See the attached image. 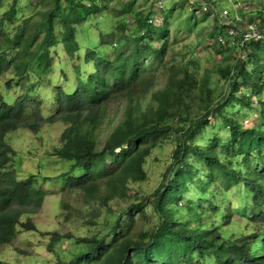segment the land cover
Segmentation results:
<instances>
[{"label":"trees","instance_id":"trees-1","mask_svg":"<svg viewBox=\"0 0 264 264\" xmlns=\"http://www.w3.org/2000/svg\"><path fill=\"white\" fill-rule=\"evenodd\" d=\"M18 1L9 0L0 18V79L4 83H0V245L12 243L17 225L26 232L36 231L31 221L22 223L19 218L34 215L47 195L32 179L17 180L12 170L17 152L7 140L20 128L40 131L39 118L28 113L30 106L42 107L34 97L36 85L52 88L48 94L53 99L47 103L54 108L50 122L71 124L53 152L67 164L59 176L63 192L88 191L98 195L106 208L99 215L95 209L88 213L100 229L90 238L78 237L73 249L60 247L74 238L70 233H52L49 253L54 254L57 245L64 253L55 264H157V259L163 264H178V260L186 264H264V0H241L247 1L248 10L241 8L240 0H231L232 9L228 0H178L194 2L178 11V17L186 19L178 18V25H172L168 9L166 22L158 27L149 23L153 6L140 8L137 0L125 1L122 10H115V5L111 20L104 13L108 3L121 0H40L36 11L18 9ZM222 3L228 9H220ZM195 10L211 13L199 18ZM31 12L34 17H24ZM224 20L229 21L225 24ZM130 21L133 30L125 34ZM213 21L216 25L208 36L214 41L208 47L224 55L225 61L216 66L215 83L210 77L215 72L208 69L201 75L193 66L195 61L177 65L176 55L168 54L174 49L169 44L170 26H175L178 36L181 28L190 31L200 22ZM5 24L14 26L13 33L3 28ZM247 24L260 25L262 38L239 42L227 37L229 28L240 34ZM91 27L100 32L101 45L90 35ZM198 32L203 35L201 45L207 37L202 30ZM78 34L87 38L86 44H80ZM59 47L70 58L83 52L84 71L76 64L69 74L57 63L56 73L50 50ZM162 69L171 73L160 87ZM36 71L38 77L32 81ZM7 74L11 77L6 80ZM52 76L61 77L64 86ZM42 78L47 81L39 82ZM123 90L151 99L145 108L140 101L129 105L100 143L102 127L108 122L107 111L99 110L100 106ZM247 117H256L258 123L243 126L241 118ZM221 133L229 136L219 137ZM167 140L175 147L164 177L151 191L153 198L132 205L130 191L148 180V158ZM102 185L106 195L100 198ZM191 191H196L190 196H197V201L173 212V202L181 204ZM122 202L128 204L125 209H120ZM135 213L147 221L149 229L137 233L125 227L127 219L134 221ZM231 213H238L235 223L244 225L240 234L230 227ZM179 246L186 254L179 253Z\"/></svg>","mask_w":264,"mask_h":264},{"label":"rangeland","instance_id":"rangeland-1","mask_svg":"<svg viewBox=\"0 0 264 264\" xmlns=\"http://www.w3.org/2000/svg\"><path fill=\"white\" fill-rule=\"evenodd\" d=\"M129 0H121L116 3H108V12H104L106 18L111 20L112 17H115L111 14V10L115 6V10H122L123 3ZM143 0H137V5L140 8L147 9L149 7L154 6V12L156 17H160L162 21L165 23L166 20V11L169 9L171 14H169V22L172 25H178V18H184L185 16L178 17V11L182 9V7L190 8L193 6L194 2H186L180 3L178 0H160L162 1V6L153 5V2L148 4L147 2H142ZM230 4H227L229 7L235 8V4L231 3V0H228ZM3 9L7 10L9 6V0H4L2 2ZM152 5V6H151ZM241 8L244 10H248L249 6L247 1L239 2ZM158 6V7H155ZM41 7L40 0H19L18 1V9H31L33 11L39 10ZM161 7L164 9L161 10ZM194 9H199V6L195 5ZM227 8L226 4H221L220 9ZM228 9V8H227ZM230 9V10H231ZM34 12L27 13L33 14ZM195 15L199 18L203 15H208L211 13L209 10L205 11H194ZM214 15L216 13L214 12ZM213 14L209 15V18L214 17ZM235 16V14H233ZM231 15V17H234ZM186 19V18H184ZM229 20H224L225 24ZM161 25V24H156ZM215 22H211L208 24L207 22H200L197 27H194L192 30L187 32H181L182 34L175 37L174 29L175 26L169 27V44L174 46L173 51L169 50L168 54L174 53L176 56L177 65L186 64L189 61H195L193 65L194 68L201 74L204 75L208 72V69L215 72L214 74H210V77L213 78V82L217 78L216 66L221 62H224V55L218 56L214 51V48H209V41H214V38L208 36L211 30L215 28ZM258 25V24H257ZM235 26V25H233ZM110 25H107V28H110ZM258 27L262 28L260 25ZM6 31L13 33L14 26L5 24L3 27ZM241 28V27H240ZM183 29V28H181ZM199 30H202L204 35H206L207 41H204L201 45H199L201 41L202 34H199ZM263 30V29H262ZM90 35L93 37L94 42L101 45L102 42L98 39L100 35L99 31L92 30ZM201 35V36H200ZM77 39L79 41L85 40L83 35L78 34ZM82 44V43H80ZM213 44V43H212ZM59 45L62 46L63 43L59 42ZM160 46V45H158ZM197 51V54L194 56L193 52ZM50 55L54 58V66L59 62L60 67L67 71L69 74L74 73V66L76 64L80 65L82 71H84L85 67H83L84 58L83 52L80 54H75L73 58L68 57L67 52L63 50V48H52L50 50ZM79 55V58H77ZM185 55V59L183 57ZM89 69V66L86 67ZM163 74V78L159 80L161 83L160 87L164 85L166 75H169L171 72L166 69L161 70ZM160 72V71H158ZM39 71H36L35 75L32 76V81H35L38 77ZM11 77V74L6 75V80ZM54 81H57L59 85L64 86L63 80L61 77L52 76ZM45 78L39 80V82H46ZM70 81H74V77L70 76ZM1 85H3V80L0 79ZM26 88V87H25ZM159 88V87H157ZM156 88V90H157ZM18 89H24V87H19ZM51 87H47L45 89L35 87L33 88L34 97L36 99H40V103L42 107L40 110L35 109V107H28V113L31 117H38L40 120V131L37 134H34L31 130L28 129H18L8 135V142L17 152V156L15 157V161L13 164L12 170L14 168L18 172L19 176L22 178L33 176L31 178L40 189L50 190L49 194L44 199L42 203V207L39 211H37L36 215H30L28 218L22 219L23 222L31 221L36 226V231H24L21 227L17 232L15 239L10 245L0 246V261L3 264H55L57 258H64V253L61 252L62 249L70 250L73 249V241L78 237L90 238L95 235L98 231L99 225L94 226L91 220L87 217L88 213L96 210L97 215L106 212V208H103L102 203L95 201L99 198L98 195L96 197L93 194H90L88 191H67L63 192L62 181H60L59 176L66 171L64 167L67 165L65 162L56 158L53 154L54 149L61 146L60 138L61 134L66 128V124L62 123V120H57L55 122H50V116L52 111L54 110L53 106H47V103H51L53 99L52 96L48 94L51 91ZM149 96L145 99L141 100V104L145 107L146 102L149 100ZM127 103V99L122 97L115 101H112L107 106V114L108 118L112 120L111 124L107 123L104 125L106 127L102 133L103 139L111 132V127L115 125L122 118V112ZM34 105V102L32 103ZM46 113H49L46 114ZM213 122V119H209ZM243 120V126H252L258 123V119L255 117H247L241 118ZM220 137L229 136L225 134H219ZM202 138L205 136L201 135ZM175 147V143L172 141H165L161 145L157 146L155 150L152 152V155L148 158V163L146 165L148 180L146 182H139L136 186L130 191L134 197L132 198V205H140L143 204L144 199L153 198L151 191H153L159 184L160 180L164 177V172L166 167L171 163L170 157L172 151ZM261 163V162H260ZM102 187V186H101ZM196 191H191L188 196L183 198V201L180 203L173 202V212H177L179 210L178 207L186 205L187 202L191 201L192 203L196 202L198 197H191L190 195L195 194ZM90 194V195H89ZM106 191L104 187L100 189L99 196L100 198L105 197ZM176 201V198H175ZM63 205L69 206V218L66 219L65 216L67 211L63 210ZM128 204L121 203L120 209H125ZM131 205V206H132ZM130 206V207H131ZM97 208V209H96ZM103 209V210H102ZM185 209V208H184ZM222 210V209H220ZM186 212H184V218L186 216ZM138 213H135L133 216V222H130V218L127 219V224L125 227H131L129 230L133 232H141L146 231L150 228L148 226L147 221L145 219H140ZM206 220V216L203 217L202 221ZM239 221L238 213H231V224L230 227H236L238 234L243 231V226H241ZM245 222H248V218H245ZM250 224V223H249ZM199 224L195 225L197 227ZM194 228V222L191 224ZM190 226V227H191ZM227 229L229 226H224ZM192 228V227H191ZM235 229V228H234ZM53 232H59L62 235L71 234L74 237L72 240L68 242H63L60 245L55 246L54 254L49 253L48 245L50 243L51 235ZM126 232V231H125ZM187 248V244H184ZM59 246L61 250L59 251ZM189 251H191L188 248ZM179 253L186 254L185 251L179 246ZM192 256L196 257L197 253H193ZM157 264H163L160 260L157 259ZM195 263V262H194ZM176 264V262H173ZM178 264H186L179 263Z\"/></svg>","mask_w":264,"mask_h":264},{"label":"clouds","instance_id":"clouds-1","mask_svg":"<svg viewBox=\"0 0 264 264\" xmlns=\"http://www.w3.org/2000/svg\"><path fill=\"white\" fill-rule=\"evenodd\" d=\"M151 2H153V5H155V4H157V3H159V2H161V6H162V1H160V0H150V3ZM148 4H150L149 2H147ZM155 7H158V6H155ZM153 8H154V6H153ZM163 9V7H161V10ZM3 8H2V10H0V18H1V16H2V14H3ZM154 10V9H153ZM111 14H113V13H111ZM114 15V14H113ZM35 16V13H33V14H27V13H25L24 14V17L25 18H32V17H34ZM115 16V15H114ZM149 23H151L152 25H154V26H156V27H158V26H162L163 24H164V22L162 21V19L160 18V17H156V14H155V12H154V14L152 15V18H151V20H149ZM156 24H161V25H156ZM106 25V27H107V25H110V24H105ZM133 21H130L129 22V25H128V27H127V30L125 31V34H130L131 32H132V30H133ZM236 27V26H235ZM91 29L92 30H95V31H98V30H96L95 28H93V27H91ZM243 29V28H242ZM175 31H174V34L176 33V31H177V29L175 28L174 29ZM181 32H187V31H185L184 29H181ZM180 32V34L179 35H181L182 33ZM100 33V32H99ZM119 33V32H118ZM141 34H143V32L141 33ZM178 35V36H179ZM100 36V35H99ZM99 36H98V39H100L99 38ZM175 37H177V36H175ZM222 37V36H221ZM80 43H82V44H86L87 43V38L85 37V40H82V41H80ZM59 63V62H58ZM55 72L57 73L58 71L57 70H55ZM161 78H163V75L161 76ZM164 79V78H163ZM164 84H165V81H164ZM149 97H150V95H148ZM147 96V97H148ZM122 97H125L126 99H127V103H126V105H125V107H124V109H123V112H124V110L129 106V105H131L132 103H136L137 101H140L141 102V100L142 99H145V98H138V97H134V96H132L131 94H129V92L127 91V90H123V91H121V92H118L117 94H115L112 98H110L107 102H105L104 104H102L101 106H100V109L99 110H106L107 111V106L109 105V103L110 102H112V101H115V100H117V99H120V98H122ZM146 97V98H147ZM150 99H151V97L149 98V100L146 102V104H145V107L147 106V103L150 101ZM142 105V104H141ZM142 107H144L143 105H142ZM144 107V108H145ZM123 112H122V114H123ZM84 114L85 115H88L89 113L87 112V111H85L84 112ZM108 115V114H107ZM122 117H123V115H122ZM122 119V118H121ZM111 122H112V120L111 119H109L108 118V122H107V124L108 125H110L111 124ZM119 122V121H118ZM117 122V123H118ZM62 123H65L67 126H66V128L64 129V131L66 130V129H68V128H70V126H71V124H69V123H66V122H64V121H62ZM116 123V124H117ZM106 124V123H105ZM104 124V125H105ZM115 124V125H116ZM115 125H113L112 127H111V130H112V128L115 126ZM106 127H102V131H101V138H100V143H103V141L108 137V135L106 136V138H104L103 139V135H102V133H103V131H104V129H105ZM21 129V128H20ZM24 129H27V128H24ZM29 130V129H28ZM63 131V132H64ZM32 132H34V131H32ZM63 132H62V134H63ZM34 134H37V131L36 132H34ZM62 134H61V136H62ZM219 135V134H218ZM219 137H220V135H219ZM117 151H119V149L117 150ZM14 171H15V173H16V176H17V180H19V181H24V180H29V179H31V178H29V177H25V178H22V177H20L19 176V174H18V172L16 171V169L14 168ZM60 181H61V179H60ZM39 186V185H38ZM102 187H104V185H102ZM105 189V188H104ZM43 190H45V189H43ZM47 191V195L49 194L48 192H50V190H46ZM72 191H80V190H71V192ZM90 194H93V193H90ZM89 194V195H90ZM47 195H46V197H47ZM94 196V195H93ZM45 197V198H46ZM44 202V201H43ZM96 202H99L98 200H96L95 201V203ZM101 202V201H100ZM64 206H65V211H67V214L69 213V206L68 205H63V208H64ZM41 209V208H40ZM39 209V210H40ZM38 210V211H39ZM64 210V209H63ZM34 215H36V214H34ZM28 217H30V216H28ZM28 217H20L19 219L21 220V222L23 223V221H22V219H24V218H28ZM34 224V223H33ZM21 228V226L20 225H17L16 226V234H17V232L19 231V229ZM28 231H31V230H28ZM27 231V232H28ZM16 236V235H15ZM15 239V237L13 238V240ZM13 242V241H12ZM8 245H10V244H8ZM0 246H4V245H0Z\"/></svg>","mask_w":264,"mask_h":264},{"label":"built area","instance_id":"built-area-1","mask_svg":"<svg viewBox=\"0 0 264 264\" xmlns=\"http://www.w3.org/2000/svg\"><path fill=\"white\" fill-rule=\"evenodd\" d=\"M156 5L160 6L161 2L157 3ZM224 13H225V11H224ZM226 33H227V37L229 39L232 38V37H235V39L237 38L239 40V42L240 41H242V42L246 41L247 42V41H249L251 39L259 40L263 36L256 24H254V25L247 24L246 28L241 29L240 34H238V31H236L233 28H229L226 31ZM220 39H221L220 40L221 43L224 44L225 39L223 37H220Z\"/></svg>","mask_w":264,"mask_h":264},{"label":"crops","instance_id":"crops-1","mask_svg":"<svg viewBox=\"0 0 264 264\" xmlns=\"http://www.w3.org/2000/svg\"><path fill=\"white\" fill-rule=\"evenodd\" d=\"M196 54H197V51H194V52H193V55L195 56Z\"/></svg>","mask_w":264,"mask_h":264}]
</instances>
